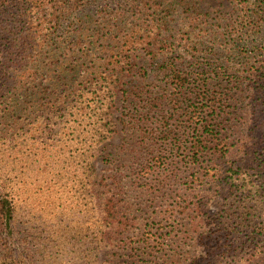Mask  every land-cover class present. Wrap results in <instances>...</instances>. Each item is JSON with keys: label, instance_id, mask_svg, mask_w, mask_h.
<instances>
[{"label": "trees", "instance_id": "1", "mask_svg": "<svg viewBox=\"0 0 264 264\" xmlns=\"http://www.w3.org/2000/svg\"><path fill=\"white\" fill-rule=\"evenodd\" d=\"M235 3L224 20L207 0H0V264H100L136 221L97 168L125 127L148 144L138 180L183 164L185 190L223 191L143 225L155 261L175 233L193 252L169 264H264V0Z\"/></svg>", "mask_w": 264, "mask_h": 264}, {"label": "rangeland", "instance_id": "2", "mask_svg": "<svg viewBox=\"0 0 264 264\" xmlns=\"http://www.w3.org/2000/svg\"><path fill=\"white\" fill-rule=\"evenodd\" d=\"M207 1L210 11L222 15L224 20H235L241 15L240 7L236 5L235 0ZM221 52L224 51L219 52L217 59L223 62L226 55L225 52ZM172 57L174 56H167V59ZM199 60L202 64H206L205 58L204 61ZM143 61L145 62V60ZM180 61L182 63L179 62V65L185 68L194 60H190L187 56L186 58H181ZM164 74L165 72L158 71L155 77H152L153 73L150 75L149 82L152 83L151 89L153 91L163 88L162 79ZM119 108L122 109L121 103ZM238 130L235 132L236 136ZM141 138L140 132L136 129H131L130 127L120 128L119 132L107 145L105 155L99 159L97 165L99 177L104 174L105 176L116 175L120 178L121 189L118 199L121 211L124 215L136 220L134 222L135 225L133 221H130V224L124 226L123 229L119 227L113 228L111 235L117 244L115 247L108 248L100 254V264H169L171 261H180L193 252L192 242L189 239L184 241L181 236H175V233H171L170 237H166L163 242H160L163 244L160 245L159 243L157 245L161 250L155 255L160 258L155 261L154 257L149 255L152 251L145 248L144 246L146 245H142L140 242L139 236L143 225L147 221H159L162 218H170V221L159 224V228L164 233L170 231L172 226L168 225H173V220L178 216L179 211L175 204L182 195L192 197V195L197 193L206 197L208 199L207 210L209 213L218 210L221 204L223 191H218L212 185L205 184L189 191L185 190V186L179 182H183L191 170L189 171L190 168L183 164H179L176 168L179 170H174L181 179L169 182L166 187L162 188V185L155 181L156 177L154 176L145 178L144 181L138 180L139 166L147 159L148 155V144H144ZM185 222L183 220L180 224ZM118 231L120 234H116ZM130 242H135V244L132 245ZM150 243L154 245L156 242L150 240ZM19 264L26 263L20 262Z\"/></svg>", "mask_w": 264, "mask_h": 264}]
</instances>
